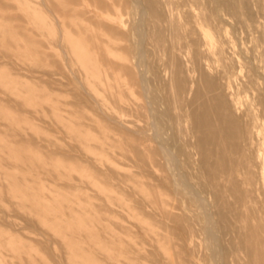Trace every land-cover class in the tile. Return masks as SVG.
I'll list each match as a JSON object with an SVG mask.
<instances>
[{"label":"rangeland","instance_id":"374dc122","mask_svg":"<svg viewBox=\"0 0 264 264\" xmlns=\"http://www.w3.org/2000/svg\"><path fill=\"white\" fill-rule=\"evenodd\" d=\"M80 1L0 0V264H211L214 243L223 249L213 264H254L234 233L220 238L212 224L206 236L188 215L142 211L140 183L120 194L118 179L98 174L121 148L138 170L137 143L116 134L109 114L132 108L127 119L142 128L147 100L124 73L110 81V91L122 88L115 97L87 78L96 62L81 61V18L68 14Z\"/></svg>","mask_w":264,"mask_h":264},{"label":"bare ground","instance_id":"6f19581e","mask_svg":"<svg viewBox=\"0 0 264 264\" xmlns=\"http://www.w3.org/2000/svg\"><path fill=\"white\" fill-rule=\"evenodd\" d=\"M77 6L68 14L81 18L83 41L73 45L83 63L96 62L87 78L96 74V90L115 97L122 88L110 91V81L124 73L147 100L142 128L128 121L132 108L110 112L96 102L110 112L116 134L137 143L138 168L125 165L130 150L121 148L98 174L118 179L120 194L140 183L148 193L142 211L157 207L176 221L188 215L206 236L212 224L219 237L234 233L253 263L264 264V0H81ZM117 52L127 57L117 59ZM207 246L211 259L223 249Z\"/></svg>","mask_w":264,"mask_h":264}]
</instances>
